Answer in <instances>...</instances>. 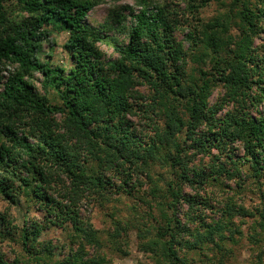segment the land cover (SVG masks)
I'll return each mask as SVG.
<instances>
[{
  "label": "trees",
  "instance_id": "16d2710c",
  "mask_svg": "<svg viewBox=\"0 0 264 264\" xmlns=\"http://www.w3.org/2000/svg\"><path fill=\"white\" fill-rule=\"evenodd\" d=\"M137 2L120 38L102 0H0V264H106L131 231L155 264H264V0Z\"/></svg>",
  "mask_w": 264,
  "mask_h": 264
},
{
  "label": "rangeland",
  "instance_id": "374dc122",
  "mask_svg": "<svg viewBox=\"0 0 264 264\" xmlns=\"http://www.w3.org/2000/svg\"><path fill=\"white\" fill-rule=\"evenodd\" d=\"M128 7H132L134 10H139L140 6L138 5L137 0H102V3H100L98 6H96L92 11L89 12V15L87 17V20L96 26H99L103 23H106L107 21L114 22V18L112 20L111 15L113 13L116 14V12H120L122 14V18L124 17V20L122 21L124 23L123 28H119L117 23H114L113 29L110 31V35L113 37H126L127 36V29L125 26H129L132 23V17L129 14ZM214 7L212 6L207 10V15H211L214 12ZM14 14L16 16H19L18 9L15 7V9H12ZM114 10L116 12H114ZM115 16V15H114ZM180 38H183V33L180 32L179 34ZM52 38L56 40V43L53 44L51 42ZM67 34L65 32H55L52 36H47L44 38L43 42V50L40 52V57L42 59L48 58L47 54H50L51 49H53L52 55L54 56V60L57 63L66 65L69 63V55L68 53L63 50L62 45L66 41ZM107 59H114L117 56L116 51L114 50V43H102L101 44ZM12 71V66L7 65L6 68L3 69L2 74H5V78L10 75V72ZM41 75L37 74L36 77H40ZM5 80V79H4ZM36 85L38 86L39 90L44 93V90L41 86V83L39 81H36ZM2 87L0 86V89ZM219 91H215L213 95V100L215 101ZM246 201L248 204H253L254 202H257L258 198L256 194H253L251 191H248L247 194H245ZM8 207L7 202L0 200V211L4 210ZM119 208L122 209L123 205H119ZM27 210V209H26ZM25 209H18V208H12V214L17 218L19 222H22L24 219V213H26ZM83 215L86 217H91L94 224L98 228H108L111 224V218L105 213L96 210L93 208L90 204H85L82 208ZM101 212V213H100ZM30 217H37L38 212L35 210H32L31 213L28 214ZM65 234L64 231L61 229H55L51 230L49 232V237L54 238L55 240L58 239V237ZM131 242H130V253L124 257L113 255L111 256V260L106 264H155L153 260L150 258V254L148 252H145L139 249L138 247V238L135 231L130 232ZM248 242L245 239L244 240V247L242 249V256L240 257V260L245 261L248 259L249 256V249H248ZM0 250L3 253L4 257L6 259H9L10 261L17 258L20 252V247H17L14 243L9 242H1L0 241Z\"/></svg>",
  "mask_w": 264,
  "mask_h": 264
}]
</instances>
